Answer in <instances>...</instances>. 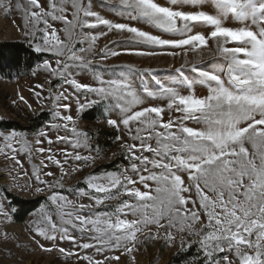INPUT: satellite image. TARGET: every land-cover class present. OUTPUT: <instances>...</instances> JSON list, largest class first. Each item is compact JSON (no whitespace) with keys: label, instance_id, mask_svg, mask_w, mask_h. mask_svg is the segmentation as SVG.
<instances>
[{"label":"snow or ice","instance_id":"snow-or-ice-1","mask_svg":"<svg viewBox=\"0 0 264 264\" xmlns=\"http://www.w3.org/2000/svg\"><path fill=\"white\" fill-rule=\"evenodd\" d=\"M184 2L185 0H173V3L178 4ZM189 2L202 6L205 0H189ZM25 3L27 7L17 0L15 8L23 12L26 27L29 22L32 23L35 30L34 37L37 31H42V35L36 38L42 40L44 47L38 44L36 51L47 50L62 58L56 60V67H52L49 61H44L43 69L53 76L62 78L64 84L77 92L95 94L100 100L115 102L114 107L121 112L122 117L109 119L107 123L117 129L123 125L132 140L140 141L139 146L130 144L126 145V148L132 160V173L138 175L139 183L147 189L140 191L136 188L137 181L129 175L106 173L103 176L89 177L88 189L92 190V193L82 194L90 195L95 205H101L105 200L125 193L136 200L135 204L123 201L116 208L115 213L110 215L105 212L97 214L95 218L83 215L85 209L91 212L94 205L83 203L76 205L65 196L53 192L50 200L55 205V213L42 210L33 220L30 226V231L35 233L31 237L33 243L42 251L58 250L67 256L75 253L57 248L55 243L57 239L67 240L81 249L95 247L98 252L123 245L125 251L131 254L137 242V233L148 224H155L158 228L165 227L160 221L161 218L168 217V228L174 227L176 221H179L180 231H184L187 227L189 234L200 237L199 244L204 252L205 264H233V260L229 259L228 255L220 259L216 258V253H223L225 246L228 252L234 253L235 264H264V0H207V3L214 7L215 14L204 10L185 11L166 7L155 0H118L122 9L130 13V18H143L164 32L184 36L185 38L182 39H163L161 36L128 24L113 23L98 13L89 11L81 0H71V7L74 9L72 20H69L65 14L68 0H47V7L40 0H25ZM0 6H5L10 11L12 0H0ZM89 17H93L94 20L90 21ZM49 18L63 22L66 26L64 31L69 37L74 27L94 29L104 26L109 31L127 32L131 41L148 46L196 48L207 45L208 40L212 39L227 63L228 86H225V81L216 72L199 71L202 82L209 83L210 94L198 98L194 95H181L175 88L166 87L157 81L160 95L168 99V109L175 106L177 111L184 113V120L202 122L204 127L200 129L187 127L180 120L174 122L169 119L163 122L161 114L164 109L160 106L134 110L141 103L142 94L148 97L156 96V92L148 88L138 92L133 84L123 77L111 80L100 79L99 86L81 83L74 78L73 69L89 63L82 55L86 49H79L81 54H77L73 47L61 41L57 30L49 23ZM229 19L241 26H226L225 21ZM41 23L44 25L42 30L38 28ZM200 25L211 26L212 31L208 36L200 32L192 34L193 29ZM81 35H84L82 31ZM99 35L106 33L101 32ZM97 38L96 35L84 36V40L89 42H94ZM229 41L237 42L240 46L228 47L226 45ZM102 51L106 56L107 49ZM175 71L182 75L181 69ZM193 71L197 69L194 67ZM220 71L222 72L223 68ZM212 82L215 83V87H211ZM186 83L191 85L192 81L186 80ZM37 87L43 86L37 85ZM35 94L39 98L40 93ZM68 98L67 92H60L52 97L56 105L55 117L65 123L63 125L53 123L49 127L68 129V122L75 124L71 115L62 116L58 110L60 107L69 108L67 103L62 105L59 103ZM20 99L24 98L21 96ZM97 102V100H89L85 105L79 104L77 99L81 111ZM134 124L137 125L135 134L132 129ZM175 124H179L178 132L173 130ZM158 128L164 131H159ZM71 131L78 137L76 140L69 141L66 137L57 136L56 142L71 143L74 149L88 146L82 144L80 139L86 140V133L78 132L75 126ZM142 132H147V135L142 136ZM37 135L48 136L45 131ZM153 137L157 141L155 148L146 143ZM116 139L120 140L121 137L117 136ZM47 142L50 145L53 143L50 138ZM246 143L251 144L254 150L251 157L248 148L245 147ZM35 144H41V140L37 139ZM31 151L30 142L24 137H18L14 131L8 134L0 133V154L13 160L15 164L20 165L18 152L30 156ZM36 151L41 154L49 153L46 159L58 165L63 172L61 161L51 154L50 148L38 147ZM62 151L66 160L70 156L76 161L85 163L92 159L90 156H82L79 152L73 155L67 150ZM137 151L152 152L156 158L150 160L148 156H137ZM169 157L170 162L165 163L164 160ZM171 161H175V164ZM41 164L47 166L43 160ZM149 165L152 169L161 170L159 174L150 171ZM173 168L176 171L183 169L187 172L191 181L189 187H183L181 176L177 175ZM143 172L148 174H141ZM46 175L53 174L48 172ZM36 179L40 183L47 184L46 181H40L38 174ZM149 181L157 185L155 188L157 195H152ZM56 183L59 184V181ZM48 186L54 187V185ZM191 187L195 188L200 209L207 216V222L201 225L199 231H193V222L200 221V214L194 209L186 208L189 200L182 194L188 192ZM204 189L210 190L214 196L206 194ZM36 191L39 192L41 189L37 188ZM161 194H164L163 200ZM191 202L195 206L196 201ZM148 209L151 210V215L148 214ZM181 209H184V212ZM129 212L133 216H139V219L120 218L121 214L126 216ZM0 217L9 219L2 204H0ZM67 225L79 226L82 233L86 230L95 243H81L69 233ZM0 236L7 239L8 233L2 232ZM37 236L52 241V246L45 247ZM165 239L172 242L175 237L169 231ZM129 244L132 247H128ZM79 259L86 260L88 264H105L104 260H94L87 255ZM107 259L109 258L106 257L105 260ZM111 259L118 260L119 257H111Z\"/></svg>","mask_w":264,"mask_h":264},{"label":"rangeland","instance_id":"rangeland-1","mask_svg":"<svg viewBox=\"0 0 264 264\" xmlns=\"http://www.w3.org/2000/svg\"><path fill=\"white\" fill-rule=\"evenodd\" d=\"M17 0H12L11 10H7L5 6H0V42L20 41L29 44L35 51L36 45L43 43L41 39L36 37L42 35V31L36 32L29 22L25 26L24 15L21 10L15 8ZM47 7V0H40ZM89 11L96 12L100 16L111 20L113 23L128 24L137 27L142 31H147L150 34L161 36L163 39H182L185 38L179 34L167 33L157 28L152 23L143 18H130V13L122 9L118 0H81ZM162 6L171 8H180L185 11L204 10L211 14H215L214 7L205 0L201 6L193 5L189 0H185L183 4L173 3V0H155ZM21 4L27 7L25 0H20ZM74 9L71 7V0H68L66 15L69 20L73 19L72 13ZM81 16L83 13L81 12ZM90 21L93 17L88 18ZM49 23L57 30V34L61 41L68 43L73 47L77 54H81L79 49L84 48L86 51L82 54L89 62L73 69V76L81 83H87L93 86H99V80L119 79L121 77L130 81L134 88L141 92L142 89L148 88L156 92L155 97H148L142 94L141 103L134 110H139L141 107L160 106L164 109L161 114L163 122L169 119L174 122L180 120L185 126L200 129L204 124L198 123L196 120H184V113L177 111L175 106L172 109L167 108L168 99L160 95L158 84H163L166 87H173L181 95H194L198 98H204L210 94V86L207 82H202L199 76V71L216 72L225 81V86H228L227 63L218 51L217 44L209 39L207 45L191 48L189 46L181 47H159L148 46L142 43L131 41L127 32L112 30L109 31L104 26H99L94 29L74 27L71 37L64 31L65 24L60 21H53L49 18ZM225 25L228 27L241 26L236 21L226 20ZM44 25H38L39 29H43ZM50 31V29H49ZM81 31L84 35H81ZM212 31L211 26L200 25L193 29V33L200 32L208 36ZM101 32L106 35H99ZM85 35H96L98 38L94 42L84 40ZM91 44V47H90ZM228 47L240 46L237 42L229 41ZM90 48V50H88ZM107 49V55L104 51ZM43 54V58L38 61L33 68L19 75H3L0 73V122L7 121L15 124L16 128H0V133L8 134L15 132L18 137L26 138L31 144V155L24 152H18L17 157L20 165L5 155L0 154V204L7 211L9 219L5 220L0 217V233L7 232L8 238L4 239L0 236V264H88L86 260L79 259L82 256H91L94 260H104L105 264H205L204 252L200 247L198 235L189 234L187 227L184 231H180L179 221L172 228L167 227L168 217L161 218L160 223L165 227L158 228L155 224L146 225L143 230L137 233V242L131 254L125 251L123 245L119 248H106L98 252L95 247L90 249H81L74 246L67 240L55 241L57 248H64L66 252H74L75 255L67 256L61 254L58 250L45 252L40 250L32 241L31 237L34 232L30 231V226L34 219L37 218L42 210L55 213V205L51 203L50 196L53 192L65 196L73 201L76 205L92 204L93 210L89 212L87 209L83 211V215L95 218L97 214L115 213L116 208L123 202L135 204V198L129 197L126 193L117 196L113 199L105 200L101 205H95L90 195H83V192L92 193L88 189V178L92 176H103L106 173H115L121 175L132 176L137 181L136 188L140 191H147L138 181V175L132 173L130 154L127 151L126 145L136 144L139 146V140H132L127 129L121 125L119 129L110 126L107 121L109 119H118L122 117L121 112L114 107V101L100 100L95 94L77 92L67 84H64L63 79L53 76L49 71L43 69L44 61H49L52 67H56L57 57L53 52L47 50L36 51ZM116 52V55H112ZM138 52L149 53L146 55L137 54ZM62 59V58H61ZM197 71H193V68ZM223 68L221 72L220 69ZM181 69L182 75L175 70ZM187 81H192L189 85ZM42 85V88L37 87ZM211 87H215L212 82ZM40 93L39 98L35 93ZM51 92V95H50ZM60 92H67L69 98L66 101H60L62 105L67 103L68 109L60 107V114L71 115L75 124L69 123L68 129L60 127L54 129L49 125L56 123L63 125L65 121L56 119L54 109L56 105L53 103L52 97ZM24 99L21 100L20 97ZM79 104L87 105L89 100H97L98 102L85 107L82 111L79 110ZM27 101V103H25ZM29 105L31 107H29ZM48 112V119L42 121L37 120L41 112ZM75 126L78 132L86 133L87 139H81L82 144H87V147L73 148L71 143L56 142V137H66L69 141L76 140L78 137L72 133L71 128ZM137 125H132L133 134ZM159 131H164L158 128ZM175 131H179V124H175ZM41 131L47 132V137L38 136ZM142 136H146L147 132H142ZM121 137L117 140L116 137ZM51 139L53 143L48 144L47 140ZM41 140V144H35V141ZM153 148L157 147L155 137L146 141ZM38 147L51 149V154L61 161V168L54 162L48 161L45 152L41 154L36 151ZM245 147L249 150L251 157L253 149L251 144L246 143ZM68 153L79 152L82 156H90L87 163L76 161L71 156L66 160L64 152ZM180 155L181 153H176ZM137 156H148L149 159L156 158L152 152L137 151ZM44 161L43 166L41 161ZM165 163L170 162V157L164 160ZM175 164V161H171ZM256 163H259L257 158ZM22 165V167H21ZM158 174L161 170L152 169ZM127 170V171H125ZM173 171L180 175L183 180V187H189L191 181L186 171L180 169ZM51 172L53 175L48 176L46 173ZM39 175L40 183L36 179ZM141 174L147 175L148 172ZM245 177V182H246ZM59 181V184L56 182ZM149 186L152 189V195H157L155 188L157 185L153 181H149ZM48 185H54L49 187ZM203 187V185H202ZM41 191L37 192L36 189ZM206 194L214 196L208 189H204ZM123 192V189H121ZM189 202L186 205L188 210H196L200 214V221L193 222V231H199L201 225L207 222L205 212L200 209L199 198L195 193V188L191 187L188 192L182 193ZM102 196V194H100ZM164 194H161L163 200ZM196 201L195 206L191 201ZM36 202V205L30 208L29 202ZM25 204L24 206H21ZM29 206V207H28ZM30 208V209H29ZM148 214L151 215V210L148 209ZM184 212V209H181ZM55 218V216H54ZM121 219H139V216H133L129 212L126 216L121 214ZM68 231L75 236L81 243H95L90 239V234L85 230L83 233L79 230V226L67 225ZM171 232L175 240L169 242L165 239L167 232ZM155 237V238H150ZM37 239L45 247H51L52 241L45 240L39 236ZM19 245V247H17ZM128 247H132L131 244ZM224 255H228L229 259L235 264L234 253L225 251L216 253V258L220 259ZM108 257L109 259L105 260ZM111 257H119L118 260Z\"/></svg>","mask_w":264,"mask_h":264},{"label":"trees","instance_id":"trees-1","mask_svg":"<svg viewBox=\"0 0 264 264\" xmlns=\"http://www.w3.org/2000/svg\"><path fill=\"white\" fill-rule=\"evenodd\" d=\"M29 44L20 41L0 42V73L3 75H19L29 72L33 66L43 58ZM48 112L40 113L37 120H47ZM0 128H16L15 124L7 121L0 122ZM25 204L21 205L24 206ZM30 208L36 202H29ZM29 207V206H28ZM29 208V209H30Z\"/></svg>","mask_w":264,"mask_h":264}]
</instances>
